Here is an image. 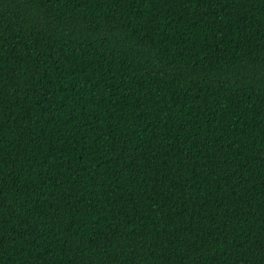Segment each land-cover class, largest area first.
I'll return each mask as SVG.
<instances>
[{
	"label": "trees",
	"instance_id": "trees-1",
	"mask_svg": "<svg viewBox=\"0 0 264 264\" xmlns=\"http://www.w3.org/2000/svg\"><path fill=\"white\" fill-rule=\"evenodd\" d=\"M0 264H264V0H0Z\"/></svg>",
	"mask_w": 264,
	"mask_h": 264
}]
</instances>
